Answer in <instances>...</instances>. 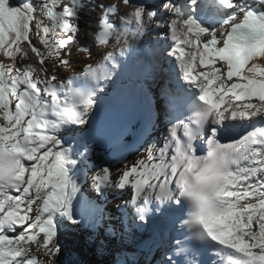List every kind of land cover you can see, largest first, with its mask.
<instances>
[{"label":"snow or ice","instance_id":"snow-or-ice-1","mask_svg":"<svg viewBox=\"0 0 264 264\" xmlns=\"http://www.w3.org/2000/svg\"><path fill=\"white\" fill-rule=\"evenodd\" d=\"M121 3L132 10L117 25L110 17L117 6H107L95 43L105 46L114 37L123 56L125 46L157 29L171 41L168 55L190 91L191 115L126 167L116 187L131 188L140 221L179 206L180 226L197 251L211 250L210 264H264V0ZM84 8L83 0H41L38 17L34 0H0V56L10 61H0V264H41V250L50 258L44 264H58L60 224L80 223L74 200L87 149L65 146L62 133L87 123L99 82L118 65L108 52L80 74L92 86L76 88L80 77L55 83L45 64L55 58L70 65L65 56ZM24 44L38 68L18 66L28 56ZM78 51L91 55L88 48ZM112 183L108 167L92 176L97 192ZM175 244L174 256L187 254L182 241ZM166 264L180 261L167 256Z\"/></svg>","mask_w":264,"mask_h":264},{"label":"bare ground","instance_id":"bare-ground-1","mask_svg":"<svg viewBox=\"0 0 264 264\" xmlns=\"http://www.w3.org/2000/svg\"><path fill=\"white\" fill-rule=\"evenodd\" d=\"M93 1L94 0H83L85 8L82 11L83 13L81 12V14H80L81 18H80V21L78 22L80 25V31L83 35L80 36L78 34L76 43L74 44V46H77V47L79 46L80 48H88L91 50V55H89L88 53H84V54H86V58L84 57L81 59V60H83V59L88 60V65L93 63V60L95 58H98L99 54L102 52V51H98L96 48H94V45L90 42L91 39H90L89 33L91 32V35L93 36V31L95 30V27H96L97 13L104 11L107 6L111 5V1H113V0H99V1H97L98 8H95V9H94ZM83 14H84L85 18H87V19L92 18L94 21V23L92 24V27L91 28L88 27L87 30H84V25L82 24L83 19H84ZM155 33H157V34H155ZM148 34H149L150 39L147 36ZM157 37H160L163 40V34L160 33L157 29L153 28L144 37H142L139 42L132 41L129 45H132V44L138 45V44H145L146 43L148 50L151 52L152 55L155 56L156 62L158 63L157 65L163 69L164 68V60L161 56V53L153 45V41ZM128 39H129V41H131L130 36L128 37ZM164 42H166L168 44L171 43L169 41H164ZM129 45H127V46H129ZM121 46L122 45L116 44L115 47L113 48L112 52H118L120 55L119 48ZM103 52H105V51H103ZM165 56L169 57L168 52L166 53ZM1 57L2 56H0V59H1ZM78 58H80V57H78ZM72 59H74V58H72ZM81 60L79 61L80 63L71 64L74 67V69L71 68V69H69V70L67 69V71H65L66 75L67 74L70 75L65 80V82H67V80L69 78L78 77V75L81 74V71L83 70V68L87 66L86 64L82 63ZM75 67H77V68L75 69ZM165 70L166 71L163 73V79L164 80L167 79L165 83H161V81L160 82H154L152 80L149 81V80H147V78H145L146 85L151 89V91L155 92V94L158 96V107L161 108L159 110H161V113H162L163 126L160 128L158 124L154 123L153 129L156 128L155 132L152 134V136L150 138H148L145 142L142 143V146L138 150L137 149L136 150H132V149L131 150H125V151H122L120 155H116V154L110 153V152L105 153L104 150L94 149L91 146H89L88 149L90 151L89 152L87 151L86 166L82 165L81 170L77 173V175L79 177V183H80V192L78 193L77 198L74 200V206L76 209V217L80 220H83L84 223H82V224L91 225L93 229L98 230L99 228H102L104 226L108 227L109 232H112V236L114 237V241L116 242V244L114 243L113 239H110V243L115 246V249L119 254L122 253L123 259H125L126 261L128 260V264H154V263L160 264V260L158 259L159 255L155 252H147L146 250H144L148 254V255H146L142 251H136L137 249H134V250H132V249L127 250L126 249V247L128 245L127 243H128V239H129L128 237L129 236L126 237V235H125V230H124L125 224L123 223V220L121 219V216L123 215L122 211L124 209H126V207L119 206V204H121V202H122V200H120V198H119V195L124 196V198H127L129 195L128 193L131 190V188L130 187H126L124 189H120L118 187L115 188V186L112 183L109 185V187L113 188L111 190V194L112 193L113 194L112 195L108 194L110 189H109V187H107V189H104L103 193L96 191V194L98 197H96L97 199L95 200V199H90L89 196L83 194V192L81 190V185H83V182H87L88 176L91 175L90 177L92 178L93 174L96 171H98L100 168H103V167H108L111 170L112 181H113V179L116 178V171L117 170L124 171V169L126 167L132 165V163L134 161H136L138 159H143L146 155V152H145L144 156L142 157L143 152L151 144L155 143L158 146L162 145V143L159 141L160 137L162 136L165 139L168 135L169 128L173 124L171 122V119L168 116L163 115L164 110L166 108V96L170 95L172 92H174L173 87L175 84L176 85L179 84L183 87V89L188 90V86L185 84V82L181 78V73H180L178 65L175 63L174 57H171V66L167 67ZM173 76H177L176 81L175 82L169 81V79ZM72 128L73 127H71V129ZM62 137L64 139L63 135H62ZM64 141H65V139H64ZM65 146H72L77 150L81 149L80 147H75L74 145H67V143H65ZM85 173H86V175H85ZM114 182H115V180H114ZM131 196H132V194H130L129 199H131ZM109 199H113L112 204L107 203V200H109ZM78 204L79 205L81 204L80 207H78ZM109 206L110 207L112 206V208H114V209L116 208V210H113L114 211L113 212V211H111V208H110V211L107 212L106 209ZM81 218H83V219H81ZM97 218H99L100 220L103 221L102 226H96L95 225V220ZM77 225H78V227H81V225H79V224H77ZM66 236L67 235H66L65 231L62 229L61 233L59 232V235L57 238L59 240L63 239L66 242L65 243L63 240H62L63 242H61V247H62L61 251L63 253L61 256V261L63 263H60V264H77V263L81 264L80 260L82 258L78 254H75L73 252L74 250H71L70 247L66 246V244L68 243V241H66L67 240ZM65 237H66V240L64 239ZM132 238L136 241V240H138L139 235L138 236L134 235V236H132ZM129 242L131 243L130 239H129ZM135 244H137V242ZM33 248L35 249L34 246H33ZM77 252L82 253V249H80V247H78L76 249V253ZM78 259H79V261H78ZM164 260H166V259H164ZM69 261H70V263H69Z\"/></svg>","mask_w":264,"mask_h":264},{"label":"rangeland","instance_id":"rangeland-1","mask_svg":"<svg viewBox=\"0 0 264 264\" xmlns=\"http://www.w3.org/2000/svg\"><path fill=\"white\" fill-rule=\"evenodd\" d=\"M99 1V0H98ZM12 2L14 4H17L18 2H16L15 0H12ZM113 4V3H112ZM121 10H127V9H121ZM37 12H40L37 10ZM40 14V13H39ZM80 21V20H79ZM150 34V33H149ZM149 34L147 35L148 38H149ZM79 35L82 36L83 34L81 33V31L79 32ZM150 39V38H149ZM92 44L93 42L90 41ZM116 40H113V45H116ZM80 47L78 46H70V51H71V55H68V56H65L66 59L70 60L71 63L69 66L65 67L63 65H60L59 62L53 58V59H50V60H47L46 61V64H45V67L48 68V76H51L53 74L56 75L57 77V80L55 81V83H61V82H64L65 83V80L68 78V76H70L69 74L66 75L65 71H67V69H71L74 67L71 65V64H76V63H80L79 61L82 59V58H86V54H84L85 52L83 51H78ZM95 48V47H94ZM98 49V48H96ZM99 50V49H98ZM79 55V56H78ZM102 55V52L101 54H99L98 58H95L93 61H96L98 60ZM80 57V58H78ZM74 58V59H72ZM166 58V56H165ZM168 59V57H167ZM1 61H3L4 63H10V61H8L6 58H4L3 56L1 57L0 59ZM82 63L88 65V60H81ZM72 66V67H71ZM77 67H75L76 69ZM151 136V135H150ZM149 136V137H150ZM146 152V149L145 151L143 152V155L142 157L144 156V153ZM123 171L121 170H117L116 171V178L113 179V181L115 180H118L120 174L122 173ZM91 176V175H90ZM88 176L87 177V182H83V185H81V190L83 192L84 195H87L90 197V199H97L96 197L97 194H96V190L93 188V184H92V178ZM113 185H115V182H113ZM109 187V186H108ZM115 188H116V185H115ZM107 189V188H105ZM109 195H112L111 194V190L113 188L109 187ZM107 203L108 204H112L113 203V199H109L107 200ZM81 205V204H80ZM80 205L78 204V207H80ZM110 208H111V211L113 210H116V208H112V206L108 207L106 210L107 212L110 211ZM109 209V210H108ZM114 212V211H113ZM77 220L80 221L79 225H81V227H78V225H72L70 223H67V222H63L60 224V227H59V232L61 233L62 229L65 231L66 233V237H67V240H66V237L64 238L66 241H68V243L66 244V246L70 247L71 250H74L73 252L75 254H78L82 259L80 260L81 261V264H92L91 262V257H92V254H93V249L95 248L94 244H101L102 246H104V250L105 252H108V251H112V252H115L116 255V258L114 257L113 259H116V263L115 264H128V260L126 261L125 259H123L122 257V253H118L117 251H114L115 250V246L112 245L110 243V239H113L114 241V237L112 236V232H109V229L108 227L104 226L102 228H99L98 230L97 229H93L91 225H84L82 223L83 220H80L76 217ZM83 219V218H81ZM67 223V224H66ZM106 227V228H105ZM95 235V236H94ZM94 236V237H93ZM62 239V238H61ZM63 240V239H62ZM62 240H59L58 239V243L60 245V248L61 247V242H63ZM112 241V240H111ZM65 242V241H64ZM89 242H91L93 245H91V247L89 246ZM66 243V242H65ZM114 243L116 244V242L114 241ZM127 247L126 249L127 250H130L131 249V244L132 242L130 243L129 242V239H128V243H127ZM112 245V246H111ZM109 246V247H108ZM121 246V245H120ZM80 247V249H82V253L80 252H77L76 253V249ZM33 250L35 251V249L33 248ZM42 251V250H41ZM38 258L40 259L41 261V264H44V262H46L48 259H50L49 257L47 256H44L42 255L40 252L36 253ZM62 251L60 252L59 256L57 257V261H58V264L60 263H63L61 261V256H62ZM121 256V257H120ZM79 261V259H78ZM108 261H106L105 259H102L100 260L99 262H97V264H107ZM127 262V263H126ZM70 263V261H69ZM77 263V262H76ZM80 263V262H79ZM78 264V263H77ZM114 264V263H113Z\"/></svg>","mask_w":264,"mask_h":264},{"label":"trees","instance_id":"trees-1","mask_svg":"<svg viewBox=\"0 0 264 264\" xmlns=\"http://www.w3.org/2000/svg\"><path fill=\"white\" fill-rule=\"evenodd\" d=\"M16 2H20V0H15ZM41 2V0H34V2L36 3V5H38V2ZM38 14V13H37ZM39 17V16H38ZM32 42L34 44H37L38 41H37V38L35 37V35L32 36ZM23 47L25 48V50L27 51L28 53V56L27 58L25 59H21L18 61V66H23L25 64H33L34 66H36L37 68L39 67L38 63H37V58L35 57L34 54L31 53L30 49L28 48L27 44H24ZM91 245H93L91 242H89V246L91 247ZM95 248L93 249V254H92V257H91V262L92 264H97V262H99L100 260L102 259H105L107 262V264H112V263H116V257H115V254L112 253V251H108V252H105L104 250V246H102L101 244H94ZM114 254V255H113ZM116 258V259H113V258Z\"/></svg>","mask_w":264,"mask_h":264}]
</instances>
